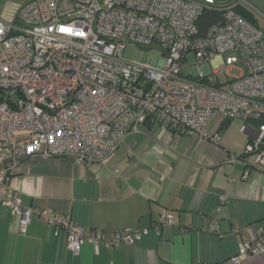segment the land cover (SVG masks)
I'll use <instances>...</instances> for the list:
<instances>
[{
  "label": "built area",
  "instance_id": "built-area-1",
  "mask_svg": "<svg viewBox=\"0 0 264 264\" xmlns=\"http://www.w3.org/2000/svg\"><path fill=\"white\" fill-rule=\"evenodd\" d=\"M205 13L224 22L200 38ZM17 17L10 24L0 19V206L19 217L20 234L37 217L65 235L74 255L85 237L108 248L140 240L146 229L109 237L85 232L66 216L22 206L7 187L28 157L99 163L140 126L199 134L217 144L218 133L203 131L210 117L241 120L250 142L229 163L246 164L252 156L253 167L264 173V31L232 6L219 7L216 0H31ZM129 43L155 46L160 57L126 61ZM192 65L197 74L184 75L182 67ZM229 69L238 74L230 76ZM221 75L230 79L221 82ZM172 222L163 210L153 229ZM263 241L264 232L252 235L238 254L261 255Z\"/></svg>",
  "mask_w": 264,
  "mask_h": 264
},
{
  "label": "crops",
  "instance_id": "crops-1",
  "mask_svg": "<svg viewBox=\"0 0 264 264\" xmlns=\"http://www.w3.org/2000/svg\"><path fill=\"white\" fill-rule=\"evenodd\" d=\"M238 4L261 28L264 0ZM223 122L213 115L203 128L219 134L217 144L144 125L99 163L73 156L24 159L7 181L22 206L67 216L86 232H147L129 246H93L85 239L74 255L53 226L33 217L22 235L19 217L0 206V264H230L234 257L239 264H264V241L261 255L238 254L242 242L264 232V173L252 156L246 164L229 163L250 138L241 120ZM163 210L173 222L156 232Z\"/></svg>",
  "mask_w": 264,
  "mask_h": 264
},
{
  "label": "rangeland",
  "instance_id": "rangeland-1",
  "mask_svg": "<svg viewBox=\"0 0 264 264\" xmlns=\"http://www.w3.org/2000/svg\"><path fill=\"white\" fill-rule=\"evenodd\" d=\"M31 0H0V19L6 23H13L14 19L18 16V13L24 6V4L28 3ZM236 0H216V3L219 7H226L234 3ZM238 2L243 0H237ZM259 22L261 28L264 27L263 20L258 15ZM123 58L126 61L130 62H136V63H146L149 59H152L154 57H160V53L156 50H147L143 47L134 45V44H127L125 47V50L123 51ZM189 63H193V56L189 55L187 57ZM201 70L205 75H209L211 72V69L208 65L201 66ZM182 72L184 75H191L195 76L197 74V68L196 67H188L183 66ZM228 74L230 76L237 75L238 72L234 69H229ZM219 81L224 82L227 79H230L229 77H226L225 75H221L216 77ZM243 128V126H242Z\"/></svg>",
  "mask_w": 264,
  "mask_h": 264
},
{
  "label": "trees",
  "instance_id": "trees-1",
  "mask_svg": "<svg viewBox=\"0 0 264 264\" xmlns=\"http://www.w3.org/2000/svg\"><path fill=\"white\" fill-rule=\"evenodd\" d=\"M229 6H232V9L234 10V12L236 13V14H238L240 17H242L244 20H246L249 24H251L252 26H254V27H256V28H258V29H261V28H259V25H258V21H257V19H256V17L250 12V11H248V10H246V9H244V8H242V7H240L241 5H239L237 2H234V3H232L231 5H229ZM216 14L217 15H219L218 13H214V12H212V15H214V16H216ZM263 31V30H262ZM232 120H225L224 119V122H223V124H222V127H225L227 124H229L230 122H231ZM148 126V125H147ZM149 126H152V125H149ZM64 216V215H63ZM67 217V216H66ZM67 218H69V217H67ZM70 219V218H69ZM71 220V219H70ZM54 228V227H53ZM55 230V229H54ZM85 231V230H84ZM92 231V230H91ZM93 231H96V230H93ZM86 232V231H85ZM88 232H90V231H88ZM99 232V231H98ZM102 233V232H101ZM104 234V233H103ZM114 234V233H113ZM113 234H111V235H113ZM105 235V234H104ZM111 235H109V236H111ZM106 237H109V236H107V235H105ZM85 239H89V241H90V243H91V239L90 238H87V237H85L84 238V243H83V245L85 244ZM91 245H92V243H91ZM98 245H100V244H98ZM93 246H97V245H93ZM109 248H111V247H109ZM72 253V252H71ZM80 254V253H79Z\"/></svg>",
  "mask_w": 264,
  "mask_h": 264
},
{
  "label": "water",
  "instance_id": "water-1",
  "mask_svg": "<svg viewBox=\"0 0 264 264\" xmlns=\"http://www.w3.org/2000/svg\"><path fill=\"white\" fill-rule=\"evenodd\" d=\"M18 17H16L13 21V23H15L17 21ZM224 22V18H218V19H214L213 16L210 13H205L202 17V19L199 21L198 23V36L200 38H204L206 35L207 30L210 27H219L223 24ZM144 49L147 50H157V47L155 46H149V47H143Z\"/></svg>",
  "mask_w": 264,
  "mask_h": 264
}]
</instances>
